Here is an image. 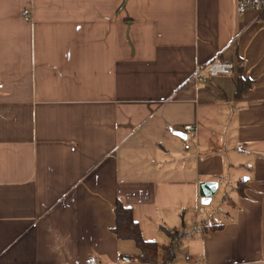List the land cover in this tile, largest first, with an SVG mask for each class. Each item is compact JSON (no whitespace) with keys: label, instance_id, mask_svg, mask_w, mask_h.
<instances>
[{"label":"crops","instance_id":"1","mask_svg":"<svg viewBox=\"0 0 264 264\" xmlns=\"http://www.w3.org/2000/svg\"><path fill=\"white\" fill-rule=\"evenodd\" d=\"M215 60L234 69L198 81ZM240 77L251 85L238 94ZM117 202L185 264H264L258 11L0 0V264H131L138 247L112 231Z\"/></svg>","mask_w":264,"mask_h":264},{"label":"trees","instance_id":"2","mask_svg":"<svg viewBox=\"0 0 264 264\" xmlns=\"http://www.w3.org/2000/svg\"><path fill=\"white\" fill-rule=\"evenodd\" d=\"M239 73L242 74L244 72V67L242 64H239ZM238 84V94H240L243 90L249 88L250 82H244L242 78H239ZM246 182L241 181L239 183V193L241 196L245 195ZM115 218H117L116 226L112 230L113 233L121 240H132L135 245L139 249V254L136 256H129L126 258L127 262L133 264H173L176 258V249L175 246L170 244L169 246L161 245L157 241L149 242L146 241L142 233L140 232V227L135 222L133 218V213L130 208H127L120 202H117L116 207L114 209ZM220 227L213 226L212 230H216ZM164 232L167 233L168 236L172 238V240H180L183 238V235L176 230H166Z\"/></svg>","mask_w":264,"mask_h":264},{"label":"built area","instance_id":"3","mask_svg":"<svg viewBox=\"0 0 264 264\" xmlns=\"http://www.w3.org/2000/svg\"><path fill=\"white\" fill-rule=\"evenodd\" d=\"M235 8L236 12L239 15L245 14L247 11L253 9L258 11L262 16H264V0H235ZM24 17L26 19H29L31 14V11H25ZM234 69L233 65L231 63L222 62L220 60H215L214 62L209 63V65L201 67L198 70L197 73V79L198 81L203 80L204 75H213L217 76L219 74H224L225 72L232 71ZM185 133L191 137H196L198 133L197 127L193 126H185L184 127ZM190 146L186 145V148L188 149ZM186 260L190 262V257L186 256ZM88 264H101L97 258H90L87 261Z\"/></svg>","mask_w":264,"mask_h":264},{"label":"rangeland","instance_id":"4","mask_svg":"<svg viewBox=\"0 0 264 264\" xmlns=\"http://www.w3.org/2000/svg\"><path fill=\"white\" fill-rule=\"evenodd\" d=\"M181 230H183V228ZM189 230H190V228L187 227V228L184 229L183 232H186V231H189ZM182 257H184V253H183ZM174 264H185V261L183 260V258H180L179 255H177L175 260H174Z\"/></svg>","mask_w":264,"mask_h":264},{"label":"water","instance_id":"5","mask_svg":"<svg viewBox=\"0 0 264 264\" xmlns=\"http://www.w3.org/2000/svg\"><path fill=\"white\" fill-rule=\"evenodd\" d=\"M202 187H203L202 194H204V190H205V188H207V185H202ZM205 197H208V198H210V196H205Z\"/></svg>","mask_w":264,"mask_h":264}]
</instances>
